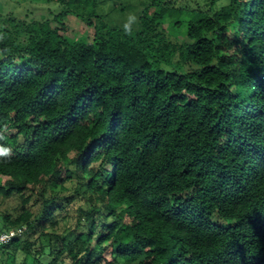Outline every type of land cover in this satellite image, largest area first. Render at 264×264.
I'll list each match as a JSON object with an SVG mask.
<instances>
[{
  "label": "trees",
  "instance_id": "obj_1",
  "mask_svg": "<svg viewBox=\"0 0 264 264\" xmlns=\"http://www.w3.org/2000/svg\"><path fill=\"white\" fill-rule=\"evenodd\" d=\"M36 1L63 11L0 14V206L73 176L87 199L71 241L54 197L1 212L27 229L0 264H264V0H147L137 33Z\"/></svg>",
  "mask_w": 264,
  "mask_h": 264
},
{
  "label": "rangeland",
  "instance_id": "obj_2",
  "mask_svg": "<svg viewBox=\"0 0 264 264\" xmlns=\"http://www.w3.org/2000/svg\"><path fill=\"white\" fill-rule=\"evenodd\" d=\"M96 1L97 4L95 11L97 15L104 17L108 27L129 26L134 33L140 31L139 17L142 9L147 4V0ZM195 1L196 0H189V3L193 5ZM198 3V5H202L200 0ZM62 11V6L55 2L47 3L36 0H0V14L3 18L9 16L26 20L28 22L41 21L51 19ZM73 11V13L67 15L63 19V23L66 27V31L63 35L68 37L70 40H75L76 38H86L91 41L93 31L88 28L82 20L88 15L87 10L76 9ZM168 31L176 35L179 39L183 38L180 32H176L170 27H168ZM11 133H13V130H11ZM21 145H19V147ZM69 169L73 168L70 167ZM77 189L81 190L77 191ZM83 192L84 191L83 188L80 187L79 180L73 176L70 180L64 182L61 188L60 186L57 188H54L51 185L48 186L46 191L43 192V197H40L39 195L40 189H38L35 194L25 192L24 197L28 198L26 206L21 205V199L18 195L12 196V198L8 199L2 206H0V213L4 211L11 219H15L22 211L23 207L28 208L33 213L41 212L43 209L42 202L54 197L56 200H53L54 203L50 206V209L59 223L57 233L63 234L64 240L71 241L73 238L68 229L75 225L78 216V208L84 206L86 203L87 198ZM0 230H3L2 219H0ZM36 236L37 234L33 237Z\"/></svg>",
  "mask_w": 264,
  "mask_h": 264
},
{
  "label": "built area",
  "instance_id": "obj_3",
  "mask_svg": "<svg viewBox=\"0 0 264 264\" xmlns=\"http://www.w3.org/2000/svg\"><path fill=\"white\" fill-rule=\"evenodd\" d=\"M26 226L16 228L13 232L2 231L0 232V248L10 244L16 238H23L26 234Z\"/></svg>",
  "mask_w": 264,
  "mask_h": 264
}]
</instances>
